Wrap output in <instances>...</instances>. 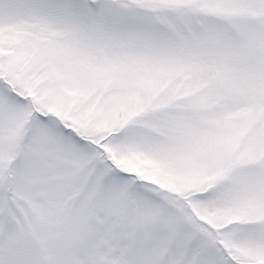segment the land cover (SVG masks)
Segmentation results:
<instances>
[{"label":"snow or ice","instance_id":"6c2138e0","mask_svg":"<svg viewBox=\"0 0 264 264\" xmlns=\"http://www.w3.org/2000/svg\"><path fill=\"white\" fill-rule=\"evenodd\" d=\"M0 264H264V0H0Z\"/></svg>","mask_w":264,"mask_h":264}]
</instances>
